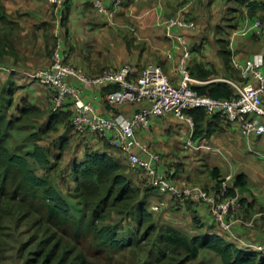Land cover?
Segmentation results:
<instances>
[{"label": "trees", "instance_id": "1", "mask_svg": "<svg viewBox=\"0 0 264 264\" xmlns=\"http://www.w3.org/2000/svg\"><path fill=\"white\" fill-rule=\"evenodd\" d=\"M225 5L231 6L221 11V18L214 26L218 54L223 61L225 78L244 84L231 63L229 36L246 16L253 20L264 12V0H225ZM69 11L65 0L60 12L64 43ZM260 19L264 30V16ZM11 23L0 3V29L13 25L12 31L19 30L17 23ZM7 47H11L9 38L0 36L1 63L9 53ZM55 47L54 37L50 65ZM65 49L64 62L70 64L66 43ZM146 66L137 75L133 71L130 79L140 76ZM187 69L193 78L202 81L216 75L215 70L200 64L192 66L187 62ZM191 87L200 95L219 100L237 96L236 89L224 81L191 84ZM17 88L14 77L10 76L5 83L0 81V239L7 231L8 222L33 229L19 250L20 257L27 255L26 264H112L122 255L131 256L135 264H194L202 254L211 253L222 264H264V253L249 249L239 241L235 243L219 233L215 225L206 227L190 201L185 205L191 211L192 229L161 219L158 212L162 208L153 211L151 204L165 195L148 184L144 171L132 168L119 149L114 148L116 153H110L93 150L86 144L82 157L69 155L72 132V137L86 139L73 130L72 103L58 112L52 107L45 112L26 98L16 102ZM103 88L106 94L118 86ZM185 113L193 118L194 140L209 138L226 121L219 114L208 115L203 108H190ZM19 133L24 134V139L17 140L15 136ZM174 165L172 179L183 170L179 163ZM211 174L217 189L223 177L218 168L212 169ZM247 181L245 174H239L230 185L243 192L247 190ZM230 194L234 195L235 191L231 190ZM173 202L175 216L183 205L175 199Z\"/></svg>", "mask_w": 264, "mask_h": 264}, {"label": "crops", "instance_id": "2", "mask_svg": "<svg viewBox=\"0 0 264 264\" xmlns=\"http://www.w3.org/2000/svg\"><path fill=\"white\" fill-rule=\"evenodd\" d=\"M0 3L5 7L11 24L17 23L19 27L16 31H12V28H15L13 25L0 29V36L9 38L11 45L6 48L9 53L4 56L1 65L23 70L47 68L51 63V50L54 46L57 21H61V10L55 11L47 0H0ZM68 4L70 11L65 32L68 62L88 76H98L106 70L119 69L124 65H130L132 74L134 71L137 75L142 67L158 64L163 67L168 78L176 83L177 65L185 50L179 42L183 37L190 51L188 65L200 64L206 69L216 71L213 79L202 81L194 78L193 84L219 82L225 78L214 30L216 21L221 18V11L231 6L225 5V0L212 2L211 0H122L121 5L115 7L112 16L96 12L86 0H68ZM106 5L108 8H113L111 0H106ZM178 15L190 21L195 19L199 26L193 21L195 27L191 30L174 28L168 31L166 26L168 20ZM262 16L264 12H260L253 20L246 16L241 21L240 27L231 31L229 36L231 63L233 59L245 62L257 53L264 52L263 24L258 33L254 26L256 21H261ZM242 31L247 33L242 34ZM60 34L63 38L61 29ZM65 43L63 38V55L66 51ZM9 77L10 75L0 73L2 83H5ZM11 77H14L18 86L15 98L18 92H22L16 102L26 98L45 112L50 110L52 92L49 88L32 82L23 75ZM103 89L96 86L83 89L84 99L91 101L101 115L121 113L129 117L144 105L125 103L112 106L106 101ZM96 95L98 100L94 99ZM60 129L62 130V127ZM194 131L195 126L192 128L186 120L169 113L152 119L147 128L138 130L136 134L141 144L161 156L159 170L166 172L171 166H176L174 165L176 163L183 166L179 176L173 177L175 184L181 185L186 182L204 189H214L216 180L211 174L214 168L219 169L221 178L231 175L232 181L237 175L245 174L248 180L247 190L243 192L238 190L239 199L244 202L241 203L237 218L247 221L254 213L264 211V173L249 168L251 165L247 166L248 162H242V157L235 149L230 136L232 132L240 134L245 142L246 151L254 157L264 155V137H244L238 127L227 121H224L209 138L194 140ZM72 135L73 132L71 140L77 143L73 154L82 157L86 144L92 146L93 150L116 153L114 148L97 140L94 135H84L85 140L77 139ZM190 137L202 148L186 149L184 145ZM222 147L237 160L236 169ZM140 156L146 158L143 152ZM166 199H170L169 195H165L163 201ZM159 201L162 200H155L151 205H156ZM181 205L183 206L180 213L187 215L191 223V211L185 204ZM194 206L206 227L215 225L219 233L225 234L234 242L240 239L246 244L264 246V220L257 221L254 228L247 227L243 222H236L232 232L229 233L217 226L207 206L202 204Z\"/></svg>", "mask_w": 264, "mask_h": 264}, {"label": "built area", "instance_id": "3", "mask_svg": "<svg viewBox=\"0 0 264 264\" xmlns=\"http://www.w3.org/2000/svg\"><path fill=\"white\" fill-rule=\"evenodd\" d=\"M92 8L100 14L112 16L115 7L121 5L122 0H111L113 8H108L105 0H86ZM261 2L262 0H250ZM55 9L62 10L65 0H47ZM56 47L53 52L52 64L47 68L23 70L0 64V73L10 76L23 75L28 80L36 82L52 91L51 106L54 112L60 111L67 103H72L73 115L71 118L73 130L81 135H94L102 138L112 148L119 149L127 158L129 165L134 169L143 170L148 184L163 195H169L181 204L187 201L194 205H205L219 228L225 232H232L236 222H243L247 227L254 228L257 221L264 220V211L254 213L247 221L237 218L241 209L238 190L230 185L232 176L223 177L217 189L206 190L201 186L187 184L177 185L173 182L175 166L166 172L158 169L161 156L151 152L137 138V131L145 129L154 118L166 114L186 120L193 128V118L185 113L190 108H203L208 115L219 114L227 122L235 124L244 137H264V52L257 53L252 59L239 62L232 60L233 68L240 74L244 84L235 80L223 78L221 81L232 85L237 96L219 100L206 95L198 94L191 84L195 79L187 69V59L190 51L186 47L185 38L179 42L184 46V53L177 65L179 82H172L163 67L158 64H148L140 76L131 80L132 67L124 65L119 69L106 70L98 76H88L80 69L64 62L63 38L60 34L61 24L57 21ZM168 31L178 29H193V21L186 20L181 15L170 18L167 22ZM257 33L262 29L261 21L255 22ZM242 31V34H246ZM117 85L118 89L106 93V101L112 105L144 104L134 111L131 116L121 113L109 116L101 115L91 101H86L83 89L91 86L104 87ZM98 100V96L94 97ZM186 149H200L192 137L185 143ZM145 153L142 158L140 153ZM264 158V155H263ZM234 190L235 194H230ZM165 206L164 201L152 205L153 211H159ZM236 239V238H235ZM238 241L245 247L264 253V246L246 244Z\"/></svg>", "mask_w": 264, "mask_h": 264}, {"label": "rangeland", "instance_id": "4", "mask_svg": "<svg viewBox=\"0 0 264 264\" xmlns=\"http://www.w3.org/2000/svg\"><path fill=\"white\" fill-rule=\"evenodd\" d=\"M177 71V70H176ZM175 71V72H176ZM180 75H176V82H179ZM25 92V91H24ZM26 93V92H25ZM19 94H22V92H18L16 95V100H18ZM236 126L235 124H232ZM237 127V126H236ZM35 128V127H32ZM30 129V131H33V129ZM63 131H61L62 133ZM241 133V132H240ZM54 133L50 135V139L54 137ZM15 137H18L17 140L24 139V134L19 133V135H16ZM75 138H78V135H75ZM95 138L99 141H102V138L95 136ZM232 139V143L235 145V149H237L238 154L242 157V162L246 163L247 166H250L251 169H256V171H262L264 173V158L263 156L254 157L251 153L246 151L245 142L242 140V136L238 134L237 132H232V135L230 136ZM104 142V141H102ZM105 143V142H104ZM77 143L71 140V146L68 150L69 155L73 154L75 145ZM222 150L226 152L228 158L233 163L235 169L237 168L238 162L235 158L231 157L229 153H227L226 149L222 147ZM41 173V171H39ZM67 183L63 185L64 191L66 192L67 189ZM66 187V188H65ZM170 197V196H169ZM171 199V200H170ZM170 199H166L164 201L166 204V207L163 208L160 212H158L161 217V219H164L166 221H171L175 224L182 225L184 228L192 229L190 227V218L185 215L184 213H176L174 216L173 213V206L176 204L173 202V199L170 197ZM163 201V199H160ZM118 222V221H117ZM116 223V221H115ZM123 222L121 223V226L123 227ZM121 227V228H122ZM32 233L33 229H30L29 226L22 225L20 227H17L15 222H8L7 225V231L5 232L4 236L0 239V264H26L27 255L24 254L23 256H19V250L23 243H25L30 236V232ZM215 255V254H214ZM211 254H202L201 258L196 260L194 264H222L219 257L217 255L214 256ZM211 257V260L208 259V257ZM120 259V260H119ZM119 259H114L112 261V264H135L134 259L129 255H122Z\"/></svg>", "mask_w": 264, "mask_h": 264}]
</instances>
